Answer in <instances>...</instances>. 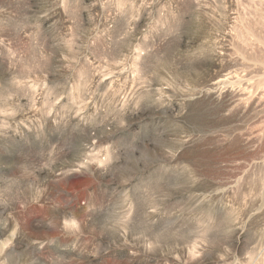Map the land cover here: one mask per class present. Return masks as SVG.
Listing matches in <instances>:
<instances>
[{
	"label": "rangeland",
	"instance_id": "rangeland-1",
	"mask_svg": "<svg viewBox=\"0 0 264 264\" xmlns=\"http://www.w3.org/2000/svg\"><path fill=\"white\" fill-rule=\"evenodd\" d=\"M0 264H264V0H0Z\"/></svg>",
	"mask_w": 264,
	"mask_h": 264
}]
</instances>
